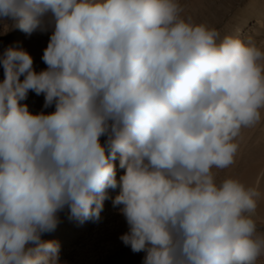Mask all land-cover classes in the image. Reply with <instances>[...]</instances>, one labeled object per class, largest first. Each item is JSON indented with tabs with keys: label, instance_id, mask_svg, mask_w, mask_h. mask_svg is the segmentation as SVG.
Here are the masks:
<instances>
[{
	"label": "clouds",
	"instance_id": "1",
	"mask_svg": "<svg viewBox=\"0 0 264 264\" xmlns=\"http://www.w3.org/2000/svg\"><path fill=\"white\" fill-rule=\"evenodd\" d=\"M183 12L179 0H0V35L51 32L39 72L22 47L0 51V264H62L43 235L65 210L99 221L117 188L120 240L143 264H264L260 179L218 178L264 122V40ZM30 92L39 113L21 103Z\"/></svg>",
	"mask_w": 264,
	"mask_h": 264
},
{
	"label": "rangeland",
	"instance_id": "2",
	"mask_svg": "<svg viewBox=\"0 0 264 264\" xmlns=\"http://www.w3.org/2000/svg\"><path fill=\"white\" fill-rule=\"evenodd\" d=\"M184 16L194 22H207L221 30L224 35H240L251 37L256 42L264 40V0H179ZM0 31L3 25L0 24ZM51 32H35L31 36L19 29L10 30L0 35V51L9 45L22 47L34 58V64L41 61L42 70L47 66L42 61L44 49L47 47ZM35 66V65H34ZM3 69L0 67V80ZM23 79V77H21ZM29 105L30 111L39 113L44 104V96L30 92L27 100L21 101ZM53 108L45 109L51 112ZM251 129L246 130L250 133ZM258 131L252 132L255 135ZM104 139V138H102ZM117 179L124 169L119 167V157L115 160ZM262 169V164L247 161L235 162L227 169L218 170V178L233 177L242 182L254 185L255 179ZM264 181V177H262ZM108 199L104 202L99 221L89 220L80 223L65 210L59 215V223L55 230L45 233L43 240H56L60 243V260L62 264H85L94 259L96 264H143L145 253H133L120 240V236L128 231L125 217L120 214L119 207H113V199L119 189H108ZM257 224L264 230V209L260 206Z\"/></svg>",
	"mask_w": 264,
	"mask_h": 264
},
{
	"label": "bare ground",
	"instance_id": "3",
	"mask_svg": "<svg viewBox=\"0 0 264 264\" xmlns=\"http://www.w3.org/2000/svg\"><path fill=\"white\" fill-rule=\"evenodd\" d=\"M51 34V33H50ZM35 69L37 72L42 70V64L41 61H37L36 64H34ZM245 129L243 131V138L241 140V148L240 152L236 158L235 162L238 161H247V162H255L262 164V169L260 170L259 175L255 179L254 184L256 183L257 179H260V192H261V198L258 202V208H257V216L262 217L259 209L260 206L264 209V181L262 180V177H264V122L256 126L255 128H251V132L247 133ZM258 131L255 135L252 134V132ZM264 216V215H263ZM260 228V226H258ZM85 264H96V261L92 258L90 260H86Z\"/></svg>",
	"mask_w": 264,
	"mask_h": 264
}]
</instances>
